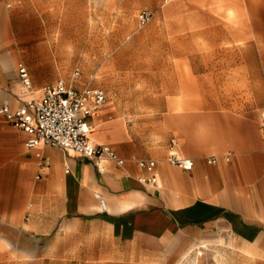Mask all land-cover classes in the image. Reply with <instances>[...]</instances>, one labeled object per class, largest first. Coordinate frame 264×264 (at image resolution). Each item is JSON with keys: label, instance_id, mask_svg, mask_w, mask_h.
Wrapping results in <instances>:
<instances>
[{"label": "crops", "instance_id": "1", "mask_svg": "<svg viewBox=\"0 0 264 264\" xmlns=\"http://www.w3.org/2000/svg\"><path fill=\"white\" fill-rule=\"evenodd\" d=\"M239 17L205 15L218 25L204 32L210 40L212 33L235 40L220 54L235 56L227 65L243 73L210 82L202 110L162 112L159 139L119 119L103 121L99 111L91 116L90 139L110 146L122 165L107 158L98 165L43 143L28 148L30 135L0 114V244L29 264H130L124 248L142 239L220 229L244 243L264 242V28L260 40L239 46L243 29L232 24ZM28 72L33 93L23 94L18 70L11 64L8 76L0 65V106L18 109L40 96L44 82ZM172 153L192 159L193 167L172 165ZM212 157L216 163L208 162ZM146 160L156 161L155 182L139 165Z\"/></svg>", "mask_w": 264, "mask_h": 264}, {"label": "rangeland", "instance_id": "2", "mask_svg": "<svg viewBox=\"0 0 264 264\" xmlns=\"http://www.w3.org/2000/svg\"><path fill=\"white\" fill-rule=\"evenodd\" d=\"M241 1L0 0V65L8 76L11 64L16 72L25 65L33 82L44 86L62 80L76 88H102L107 100L99 119H119L156 140L162 112L179 106L202 110L210 82L243 73L227 65L235 56L220 54L235 40L214 33L210 40L204 32L218 25L205 22V15L227 22L238 14L232 23L243 29L237 45L260 40L264 0ZM142 11L151 13L145 25L138 21ZM59 35L68 40L62 51L56 48ZM124 251L132 255L130 264H264V242L244 243L220 229L142 239ZM18 260L10 245L0 244V264H29Z\"/></svg>", "mask_w": 264, "mask_h": 264}, {"label": "built area", "instance_id": "3", "mask_svg": "<svg viewBox=\"0 0 264 264\" xmlns=\"http://www.w3.org/2000/svg\"><path fill=\"white\" fill-rule=\"evenodd\" d=\"M150 18L151 13L148 11H142L138 15L141 25L148 23ZM18 74L22 84L21 92L32 94L33 85L27 67L20 64ZM106 100V93L102 88L78 89L59 80L45 86L38 98L29 99L18 109H12L8 105L0 106V114L9 124L30 135L26 143L28 148H35L43 143L74 151L94 160L98 165L105 158L122 165L124 160L110 146L95 143L90 139L89 119L105 105ZM261 129L264 133V119ZM174 144L173 140L172 146ZM224 159L230 160L229 156ZM217 160L212 157L208 162L216 163ZM169 162L184 170H189L194 165L192 159L175 153L170 155ZM139 165L153 173L151 181L155 182L156 161H140ZM95 197L99 200L101 209L106 211V201L99 193H95Z\"/></svg>", "mask_w": 264, "mask_h": 264}, {"label": "bare ground", "instance_id": "4", "mask_svg": "<svg viewBox=\"0 0 264 264\" xmlns=\"http://www.w3.org/2000/svg\"><path fill=\"white\" fill-rule=\"evenodd\" d=\"M54 24V23H53ZM62 36V35H61ZM60 35H59V37H58V39H57V43H56V48H57V50L59 51H62L63 49H65V46H66V44H67V42H68V40H67V38L66 37H61ZM60 37H61V39H60ZM56 52V51H55ZM56 56V55H55ZM91 134V133H90Z\"/></svg>", "mask_w": 264, "mask_h": 264}]
</instances>
